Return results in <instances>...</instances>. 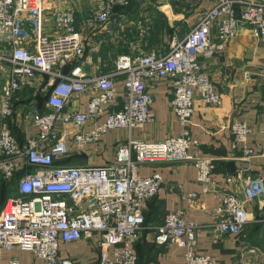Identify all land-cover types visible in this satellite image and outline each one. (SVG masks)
Listing matches in <instances>:
<instances>
[{"label":"built area","instance_id":"obj_1","mask_svg":"<svg viewBox=\"0 0 264 264\" xmlns=\"http://www.w3.org/2000/svg\"><path fill=\"white\" fill-rule=\"evenodd\" d=\"M214 1L201 10L183 39L170 41L166 52L121 55L110 72L92 76L83 72L80 61L87 36L103 29L115 8L127 7L130 0H96L79 26L74 10L60 7L56 0H0V179L8 181L19 174L18 195L0 207V264H21L17 257L1 260L2 251L14 248L32 254L42 264H75L60 255V244L79 239L99 244L97 264H136L133 245L144 225L143 211L162 183L157 171L139 174L146 163L193 164L200 195L211 194L218 200L215 213L220 217L216 227L220 232L239 234L251 221L246 204L264 195V179L256 176L244 182L240 195L226 192L213 177L214 158L188 152L196 143L189 131L195 95L208 103H222L204 60L221 55L240 26L249 28L264 47V0ZM255 73L264 82V59ZM119 75L122 103L109 109ZM150 79L170 82L171 106L181 126L178 135L160 141L129 137L116 146L115 158L101 165L56 163L73 150L84 152L109 130H131L152 122V97L146 83ZM34 82L49 110L35 107L22 112V121L32 124L35 133L19 143L11 130L14 102L17 92ZM79 95L87 97L85 109L66 110ZM58 123L76 130L58 132ZM91 123V129H83ZM229 129L235 143L245 141L250 132V126L238 119L231 121ZM243 152L253 155L249 147ZM232 180L231 175L225 178ZM199 229L182 211H169L155 228L154 241L185 247L184 264H216L211 255L196 251Z\"/></svg>","mask_w":264,"mask_h":264},{"label":"crops","instance_id":"obj_2","mask_svg":"<svg viewBox=\"0 0 264 264\" xmlns=\"http://www.w3.org/2000/svg\"><path fill=\"white\" fill-rule=\"evenodd\" d=\"M214 3V0H130L127 7H116L105 27L87 36L85 51L80 58L83 72L92 76L106 74L113 69L115 59L121 55L166 52L170 41L173 38L183 39L198 20L201 10ZM74 14L79 26L88 13L74 10ZM211 31L216 40L215 26ZM263 59L264 47L260 39L249 28L240 26L238 34L228 42L221 55L204 60L205 71L220 92L222 103H208L195 95L189 124L190 134L196 143L190 146L188 152L214 158L213 177L218 186L238 195L244 182L256 176L264 179V82L255 73ZM146 83L152 97V122L131 130H109L96 143H89L84 152L73 150L67 158L56 159V163L101 165L113 160L116 146L129 137L160 141L167 136L178 135L181 126L172 110L170 82L150 79ZM24 88L26 91L17 94L14 102L16 113L11 121L12 133L19 143H24L27 136L35 133L32 124L22 121V112L35 107L40 111L49 110L45 106V97L37 95V82ZM115 88L116 98L109 109H117L122 103L123 82L120 75L115 77ZM86 102L85 95L74 96L66 110H83ZM103 119L104 115L97 121ZM235 119L243 120L250 126V132L243 142L235 143L229 129L231 121ZM92 125L86 124L83 129L89 130ZM55 128L58 132L65 130L70 134L76 130L70 124L63 127L60 123ZM245 147L251 148L253 155L245 156ZM154 171L162 175V183L143 211L144 225L133 245L137 255L136 264H184L185 247L154 241L155 228L169 211H182L188 219L200 225L196 233V251L211 255L216 264H264V195L247 202L252 219L239 234L222 233L216 229L220 219L215 213L218 200L211 194L200 195L193 164L158 161L139 168L142 176ZM228 175L232 176L231 182L225 181ZM190 193H195V196L190 198ZM98 245L96 241L88 239L62 242L60 255L73 260L75 264H97ZM11 257H17L21 264L43 263L18 248L1 252L2 262Z\"/></svg>","mask_w":264,"mask_h":264},{"label":"rangeland","instance_id":"obj_3","mask_svg":"<svg viewBox=\"0 0 264 264\" xmlns=\"http://www.w3.org/2000/svg\"><path fill=\"white\" fill-rule=\"evenodd\" d=\"M58 1H59L58 4L60 7H63V6L71 7L73 10H76L77 12L79 11L82 14H85V12L89 13L93 9L96 0H58ZM124 40L127 41L125 37H124ZM23 91H26V88L23 87L19 92H17V94L23 93ZM37 95L39 94L37 93ZM37 100L39 101L40 99H37ZM3 181L5 180L0 179V196L4 188L5 190H12V193L10 192L11 194L10 197L17 196L18 194L16 193V181H11L8 184L3 183Z\"/></svg>","mask_w":264,"mask_h":264},{"label":"trees","instance_id":"obj_4","mask_svg":"<svg viewBox=\"0 0 264 264\" xmlns=\"http://www.w3.org/2000/svg\"><path fill=\"white\" fill-rule=\"evenodd\" d=\"M38 97V96H36ZM41 101V100H40ZM19 174L16 175V177H14L13 179L11 180H8V181H3V183H6L8 184L9 182L11 181H17V176ZM10 192L12 193V190H5V188L2 190L1 192V196H0V207L5 203V201L8 199V197H10Z\"/></svg>","mask_w":264,"mask_h":264}]
</instances>
